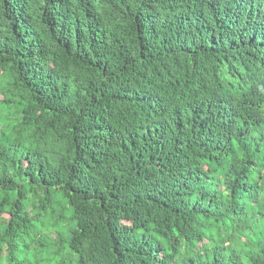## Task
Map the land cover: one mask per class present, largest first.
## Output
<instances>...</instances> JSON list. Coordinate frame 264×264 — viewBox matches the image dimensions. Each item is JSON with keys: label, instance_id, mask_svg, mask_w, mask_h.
<instances>
[{"label": "trees", "instance_id": "obj_1", "mask_svg": "<svg viewBox=\"0 0 264 264\" xmlns=\"http://www.w3.org/2000/svg\"><path fill=\"white\" fill-rule=\"evenodd\" d=\"M0 264H264V0H0Z\"/></svg>", "mask_w": 264, "mask_h": 264}]
</instances>
